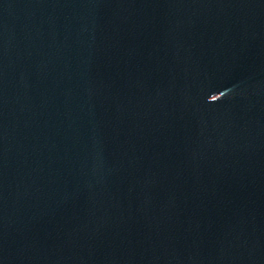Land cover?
Instances as JSON below:
<instances>
[{
	"label": "water",
	"instance_id": "water-1",
	"mask_svg": "<svg viewBox=\"0 0 264 264\" xmlns=\"http://www.w3.org/2000/svg\"><path fill=\"white\" fill-rule=\"evenodd\" d=\"M0 264H264V0H0Z\"/></svg>",
	"mask_w": 264,
	"mask_h": 264
}]
</instances>
